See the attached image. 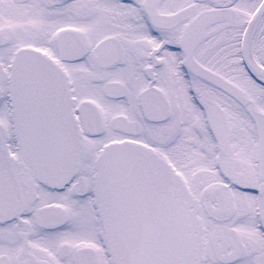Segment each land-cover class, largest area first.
Wrapping results in <instances>:
<instances>
[{
    "label": "snow or ice",
    "instance_id": "1",
    "mask_svg": "<svg viewBox=\"0 0 264 264\" xmlns=\"http://www.w3.org/2000/svg\"><path fill=\"white\" fill-rule=\"evenodd\" d=\"M0 264H264V0H0Z\"/></svg>",
    "mask_w": 264,
    "mask_h": 264
}]
</instances>
